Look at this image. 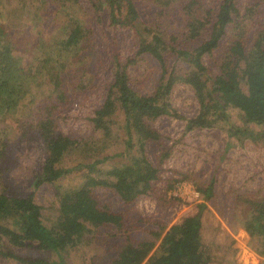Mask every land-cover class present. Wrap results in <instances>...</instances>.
Wrapping results in <instances>:
<instances>
[{
	"label": "rangeland",
	"instance_id": "374dc122",
	"mask_svg": "<svg viewBox=\"0 0 264 264\" xmlns=\"http://www.w3.org/2000/svg\"><path fill=\"white\" fill-rule=\"evenodd\" d=\"M189 0H137L141 19L153 25L165 37L174 36L173 45L193 48L203 39L190 40L186 35V24L182 7ZM221 0H194L191 10L201 15L211 10L212 20ZM253 0H236L243 11ZM44 3L42 0H0V27L2 34L18 39L21 44L36 52V30L32 23L36 20L34 11ZM50 5L44 12L39 29L41 35L48 33L49 20H53ZM76 15L89 30L83 37V46L76 52L62 49L52 54L42 77L52 71L60 77L56 87L44 81L36 86L19 103L16 112L7 118H0V190L16 196L34 194L35 201L43 206V221L59 238L56 218L61 199L71 202L73 190L83 181L85 168L80 164L96 162L98 175L104 176L114 164L122 165L130 161L135 149L127 151L123 116L116 112L108 120L106 130L95 129L88 117L103 102L106 89L112 82V53L124 58L133 52L134 37L127 28L110 25L107 10L99 18L89 0H82ZM159 13V14H158ZM61 18V15H58ZM260 24L264 25V4L260 6ZM53 27V26H52ZM210 25L205 31L208 35ZM234 30L228 27V35L212 56L204 61L213 71L225 57L227 40ZM69 43L68 47H71ZM51 49L52 47H46ZM45 49V50H46ZM75 56L71 58V54ZM73 64H70V61ZM66 63L65 67L60 64ZM171 65L187 70L185 62L172 58ZM61 66V67H60ZM133 85L141 92H152L159 75L158 63L144 55L130 66ZM264 85V79L261 80ZM62 93L63 101L57 95ZM171 104L185 117L194 116L198 103L192 89L185 84H177L169 93ZM57 103L53 116L58 115L59 130L76 140L62 155L60 165L72 168L71 172L54 182L43 181L35 187L37 174L42 172L46 155L45 143L39 135L37 121L44 114L45 106ZM227 120H212L209 126L184 132V120L161 116L153 123L161 134L156 142L145 146L147 158L160 167L159 178L153 182L149 193L137 196L125 204L112 188L99 186L95 193L101 203L124 216L127 232L108 224L100 227L89 226L83 235L75 237L64 245L61 255L66 264H111L122 247L128 233L131 241L139 242L151 237L150 229L157 223L167 226L179 222L184 216L197 211L202 195L195 197L192 189L206 186L215 178L213 198L206 202L202 217V244L208 252V264H264V224L250 235L245 222L251 216L248 201H264V125L246 122L237 108L226 109ZM231 130V134L228 133ZM166 156L160 161L163 153ZM137 154V153H136ZM106 159V160H104ZM98 161V162H97ZM184 181L192 188L175 190L178 182ZM63 243V241H60ZM15 255L22 257L42 256L51 258L55 252L37 250L32 247H11ZM158 242L150 254L158 252ZM146 260L142 264H145ZM0 264H23L14 257H0Z\"/></svg>",
	"mask_w": 264,
	"mask_h": 264
},
{
	"label": "trees",
	"instance_id": "16d2710c",
	"mask_svg": "<svg viewBox=\"0 0 264 264\" xmlns=\"http://www.w3.org/2000/svg\"><path fill=\"white\" fill-rule=\"evenodd\" d=\"M44 3L34 11L36 20L45 18L44 12L50 5L53 20H49V32L41 35L40 21L32 23L36 30V52L24 47L18 39L2 34L0 27V118L14 114L20 101L36 86L44 81L56 87L60 85L57 72L42 77L52 54L62 49L76 52L83 46V37L89 30L76 15L75 7L82 0H42ZM91 7L100 18L107 10L109 23L114 28H127L134 37L133 52L121 58L116 49L112 53V82L106 89L103 102L88 119L95 129L106 130L108 120L116 112L123 116L127 151L135 152L128 163L114 164L104 176L96 168L97 163L80 164L85 168L83 181L73 190L74 199H61L55 229L57 239L42 217L43 206L34 199V194L16 196L0 190V257H14L23 264H66L61 252L64 244L83 235L89 226L100 227L112 224L116 229L124 228V216L101 203L94 192L99 186L114 189L122 202L128 204L137 196L149 193L153 182L159 178L160 167L152 163L146 155V144L157 142L161 134L153 123L161 116L184 120V132L209 126L211 121L227 120L226 109L237 108L246 122L264 125V25L260 24V6L264 0H253L243 11L236 0H221L214 19L211 10L197 15L191 10L194 0L182 7L186 35L190 40L203 39L193 48H181L172 44L174 36L165 37L153 25L141 19L137 0H89ZM61 15V18L58 15ZM159 14V13H158ZM210 25L209 33L205 31ZM234 30L227 40L225 57L218 64V71L210 69L204 61L212 56L223 39L228 35V27ZM53 26V27H52ZM72 43L71 47H68ZM46 47H52L48 50ZM46 49V50H45ZM150 55L159 67V75L150 93L139 91L131 78L130 66L144 55ZM75 56L71 54V58ZM185 62L187 70L171 65L172 58ZM70 61V58H67ZM66 63L60 64L65 67ZM70 64H73L70 61ZM60 66V67H61ZM177 84L188 85L197 100L198 111L194 116L185 117L171 104L169 93ZM63 101L64 95H57ZM57 103L45 106L44 114L37 121L39 135L45 143L46 155L42 172L37 174L35 187L43 181L54 182L71 172L72 168L60 165L62 155L76 140L58 129L53 116ZM231 134V130L227 129ZM163 153L160 161L166 156ZM106 160V159H104ZM98 162V161H97ZM215 178L198 186L202 201L197 211L184 216L170 226L158 222L156 229H150L151 237L139 242L131 241L128 233L122 247L111 264H208L210 257L202 244V217L207 203L214 196ZM251 216L245 222V229L253 235L260 224H264V201H248ZM60 241H63L61 243ZM159 250L150 254L157 245ZM32 247L37 250L53 251L51 258L15 255L11 247Z\"/></svg>",
	"mask_w": 264,
	"mask_h": 264
},
{
	"label": "built area",
	"instance_id": "2783aa9c",
	"mask_svg": "<svg viewBox=\"0 0 264 264\" xmlns=\"http://www.w3.org/2000/svg\"><path fill=\"white\" fill-rule=\"evenodd\" d=\"M186 185L189 188H192L188 183L184 182V181H181V182H178L177 185L175 186V190H180L181 188H185L186 189ZM191 192L194 194L195 197H199V191L196 190V189H192Z\"/></svg>",
	"mask_w": 264,
	"mask_h": 264
}]
</instances>
